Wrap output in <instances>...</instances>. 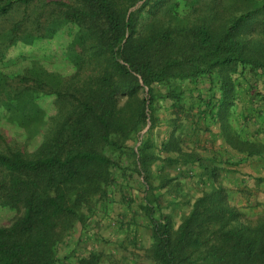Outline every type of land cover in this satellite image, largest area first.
Masks as SVG:
<instances>
[{"label":"trees","instance_id":"1","mask_svg":"<svg viewBox=\"0 0 264 264\" xmlns=\"http://www.w3.org/2000/svg\"><path fill=\"white\" fill-rule=\"evenodd\" d=\"M38 1L0 0V116L35 132L54 122L35 154L0 151V264H100L96 252L72 263L62 248L75 221L128 170L146 172L152 191L144 208L155 264H264V214L256 223L244 218L231 190L208 171L211 185L186 201L189 210L174 225L155 193L164 185L148 181L159 157L148 156V139L137 152L128 144L148 119L147 133L155 128L159 100L185 107L190 83L195 102L185 108L198 130L218 123L238 163L264 161V137L246 135V121L236 118L240 94L251 96L264 82V0H245L249 6L227 19L224 9L238 0L53 1L60 14L44 23L43 9H31ZM22 61L30 66L7 73ZM49 62H62L69 74L50 71ZM142 89L141 105L128 108ZM107 149H121L126 165Z\"/></svg>","mask_w":264,"mask_h":264},{"label":"rangeland","instance_id":"2","mask_svg":"<svg viewBox=\"0 0 264 264\" xmlns=\"http://www.w3.org/2000/svg\"><path fill=\"white\" fill-rule=\"evenodd\" d=\"M53 1L70 3L72 0H39L33 3L31 7L33 13H41V9H43V23L46 22L49 15L56 17L60 14L59 9L52 10L51 2ZM119 3L120 5L128 4L125 0H119ZM140 4L141 2H138L133 9ZM248 6L249 4L245 0H238L224 9L223 17L227 19V17L239 13L235 10ZM21 10L25 9L22 7ZM32 12L30 10V13ZM46 65L50 71L61 72L62 75H68L70 72V67L62 62H49ZM28 66H30V61H22L11 65L7 69V73L10 72L11 75V73L22 72ZM185 87L186 94L183 97V105L187 107L195 101L191 93L193 85L186 83ZM254 93L251 96L245 92L240 94L243 103L240 104L239 109L242 110L243 116L239 112L236 118L240 124L246 121V124H243L246 135L251 136L260 131L259 134L264 137L263 81L260 82ZM145 94L146 89L140 90L137 98L128 108L133 110L136 106L138 108ZM125 102L126 96H123L119 100V104L122 105ZM185 107L175 108L171 99L169 101L159 100L158 121L155 128L149 134L147 133L151 126V121L148 119L146 127L138 134L137 141L128 142L131 147L129 153H131V149L137 152L142 143L148 139L150 142V147L147 149L148 156L159 157V160L154 159L149 165L150 177L148 181L154 187L159 188L164 185L161 190L155 193L159 195V203L166 213L169 212L174 225H177L184 213L189 210V207L185 205L186 201L194 200L201 193L195 182L199 178L197 167L201 161L202 134L208 132V130L204 132L198 130L192 123L190 111ZM126 117L129 118V115ZM224 124L225 130H229L228 121ZM208 126L211 128L209 132H212L213 124L209 123ZM53 127L54 122L50 119L38 132H35L31 128L18 126L0 116V151L20 150L25 155L31 156L37 152L40 143ZM230 128L232 129L231 126ZM217 130L220 133L219 127ZM260 135L257 137L261 138ZM261 141H264V138ZM120 150L109 149L107 154L121 165H126V157L118 156V154H122ZM138 157L139 154L136 159ZM192 159L197 161L194 165H190ZM238 161V157H235L233 162H235L236 170L241 173L242 178L236 176L233 182L242 192L237 194L234 191H229V200L231 204L240 207L245 213L244 218L256 223L260 215L264 214V161L256 159L240 160V163ZM133 168L135 169V167ZM127 173L126 176H120V171H118V184L115 188L95 202L92 211L84 216V220L75 221L72 238L62 248V253L69 254L72 263H76L77 258L82 255L96 252L100 255V264H155L151 258V222L144 208L145 201L151 198L150 201L148 200L151 202L153 199L152 191L145 183L146 172L140 174L135 170H128ZM240 179H242V183H238ZM170 195L175 196L177 200H171V202L182 201V213L180 210H175L173 206L166 207L165 204L168 203ZM82 221L84 226L80 224Z\"/></svg>","mask_w":264,"mask_h":264},{"label":"crops","instance_id":"3","mask_svg":"<svg viewBox=\"0 0 264 264\" xmlns=\"http://www.w3.org/2000/svg\"><path fill=\"white\" fill-rule=\"evenodd\" d=\"M217 127H219L218 123H213L212 132L208 131L202 134V151L200 156L201 165L197 167L199 171V178L196 179L197 182L195 183L200 189V192H202L207 188V186L211 185V181H207L206 178L208 171L209 173L210 171H215L218 174V179L220 180L219 183L221 185L237 194L241 193L242 191L238 186L236 187L233 182V179L236 178V176L242 178L241 173H238L236 170L235 162H233L235 157L234 150L229 147L225 139L222 138L217 130ZM238 183H242V179H240ZM172 196L173 195L169 196L170 203L173 204L175 210H180V213H182V201L178 200L177 203L171 202V200H176L175 196ZM165 205H167V203Z\"/></svg>","mask_w":264,"mask_h":264}]
</instances>
